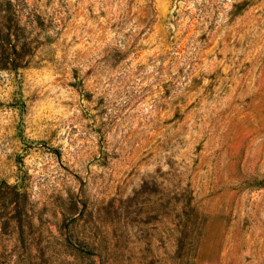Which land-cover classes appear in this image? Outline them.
<instances>
[{"label": "rangeland", "instance_id": "obj_1", "mask_svg": "<svg viewBox=\"0 0 264 264\" xmlns=\"http://www.w3.org/2000/svg\"><path fill=\"white\" fill-rule=\"evenodd\" d=\"M0 264H264V0H0Z\"/></svg>", "mask_w": 264, "mask_h": 264}]
</instances>
